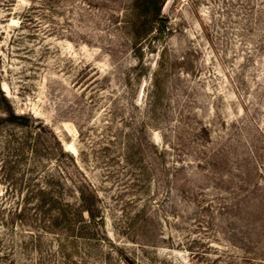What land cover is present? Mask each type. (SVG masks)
Listing matches in <instances>:
<instances>
[{"label": "rangeland", "instance_id": "374dc122", "mask_svg": "<svg viewBox=\"0 0 264 264\" xmlns=\"http://www.w3.org/2000/svg\"><path fill=\"white\" fill-rule=\"evenodd\" d=\"M53 183L0 264H264V0H0V198Z\"/></svg>", "mask_w": 264, "mask_h": 264}, {"label": "trees", "instance_id": "16d2710c", "mask_svg": "<svg viewBox=\"0 0 264 264\" xmlns=\"http://www.w3.org/2000/svg\"><path fill=\"white\" fill-rule=\"evenodd\" d=\"M28 119L24 116L12 114L9 118L11 123L24 124ZM56 183H53L49 189L37 186L35 189L29 187L31 196L17 199L7 208V200L0 198V222L5 225L8 221L26 224L32 222V227L37 228V231L46 233H60L70 230L75 225L76 213L66 204L55 188ZM82 205L80 206L83 212H86L91 221L97 222L103 220L99 216V209H92L90 197L81 198ZM79 211V210H78ZM7 214V215H6ZM6 220V222H5Z\"/></svg>", "mask_w": 264, "mask_h": 264}]
</instances>
